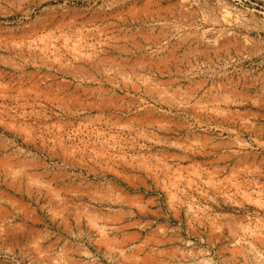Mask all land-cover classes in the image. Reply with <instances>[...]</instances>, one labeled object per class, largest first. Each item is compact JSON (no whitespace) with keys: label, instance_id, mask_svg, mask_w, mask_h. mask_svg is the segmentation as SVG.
<instances>
[{"label":"rangeland","instance_id":"1","mask_svg":"<svg viewBox=\"0 0 264 264\" xmlns=\"http://www.w3.org/2000/svg\"><path fill=\"white\" fill-rule=\"evenodd\" d=\"M0 264H264V0H0Z\"/></svg>","mask_w":264,"mask_h":264},{"label":"bare ground","instance_id":"2","mask_svg":"<svg viewBox=\"0 0 264 264\" xmlns=\"http://www.w3.org/2000/svg\"><path fill=\"white\" fill-rule=\"evenodd\" d=\"M114 46V45H113Z\"/></svg>","mask_w":264,"mask_h":264}]
</instances>
